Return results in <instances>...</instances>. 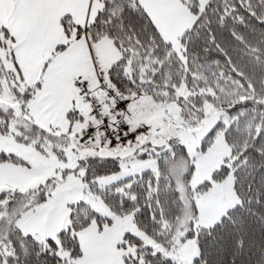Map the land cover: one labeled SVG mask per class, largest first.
I'll return each instance as SVG.
<instances>
[{
    "label": "snow or ice",
    "instance_id": "obj_1",
    "mask_svg": "<svg viewBox=\"0 0 264 264\" xmlns=\"http://www.w3.org/2000/svg\"><path fill=\"white\" fill-rule=\"evenodd\" d=\"M0 264H264V0H0Z\"/></svg>",
    "mask_w": 264,
    "mask_h": 264
}]
</instances>
